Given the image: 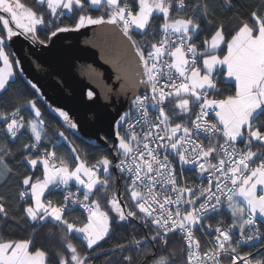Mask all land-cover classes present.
<instances>
[{"label": "snow or ice", "instance_id": "obj_1", "mask_svg": "<svg viewBox=\"0 0 264 264\" xmlns=\"http://www.w3.org/2000/svg\"><path fill=\"white\" fill-rule=\"evenodd\" d=\"M225 12L236 20L231 27L223 22ZM89 26L111 33L105 62L113 65L119 88L109 91L125 96L128 104L114 130L100 137L108 143L114 135L117 143L109 146L116 162L101 155L89 164L70 142L71 152L62 156L54 150L59 141L47 147L53 137L38 107L47 101L39 81L24 79L23 62L12 49L17 38L46 49L58 34ZM205 27L211 35L197 43ZM0 62V180L17 178L16 206L10 208L0 195V226L56 222L65 250L53 260L32 239L0 232V264H94L101 242L133 221L147 232L109 250L120 264H176L175 252L166 249L177 233L185 244L184 264H223L225 258L229 264H264V0L251 6L239 0H35V8L0 0ZM221 83L234 84V93L224 95ZM139 88L144 92L138 94ZM86 95L92 101L95 92ZM52 111L67 130L77 128L65 111ZM26 133L29 142L13 151L8 138L15 141ZM58 135L68 141L65 131ZM17 152L22 159L16 164L31 166L27 174L9 162ZM177 160L201 177L207 174V186L192 184L183 167H174ZM40 166L42 176H36ZM112 169L121 176L114 177ZM116 179L125 182L126 194L112 191L109 210H103L92 197L108 193ZM73 180L75 192L69 189ZM61 188L62 201L46 198ZM225 205L230 222L207 223ZM73 206L83 209L86 222L68 219ZM244 245L255 254H241ZM105 264L111 259L106 257Z\"/></svg>", "mask_w": 264, "mask_h": 264}, {"label": "water", "instance_id": "obj_2", "mask_svg": "<svg viewBox=\"0 0 264 264\" xmlns=\"http://www.w3.org/2000/svg\"><path fill=\"white\" fill-rule=\"evenodd\" d=\"M111 39V33L89 26L58 34L46 49L32 47L22 38L12 42L15 58L23 62L24 76L39 81L47 105L65 111L81 136L98 143L105 142L100 137L114 130L118 114L128 107L125 96L109 91L119 88L113 65L105 62ZM88 90L95 92L92 101L87 98ZM141 92L143 88L137 89ZM111 140L116 143L114 135Z\"/></svg>", "mask_w": 264, "mask_h": 264}, {"label": "trees", "instance_id": "obj_3", "mask_svg": "<svg viewBox=\"0 0 264 264\" xmlns=\"http://www.w3.org/2000/svg\"><path fill=\"white\" fill-rule=\"evenodd\" d=\"M22 3H25L26 6H31L35 8V0H21ZM197 0H186V3L192 4L196 3ZM210 3L218 2V0H209ZM240 3L251 6L258 2V0H239ZM250 10L249 7L245 8V11ZM99 14V13H94ZM224 17L223 22L227 27H231L236 23L235 18L232 17L231 12H225L222 14ZM173 18H176L174 15ZM66 23L68 21H65ZM162 22V18L160 20L155 21L158 25ZM14 27V25H13ZM214 30V29H212ZM151 32L152 30L149 29ZM134 38L137 39L140 43H144V40L136 33H133ZM211 35V31L208 27H205L204 30L199 34L197 37L196 42L202 43L205 38ZM157 40L160 38V33L157 32L155 37ZM33 47V46H32ZM38 49V47H36ZM25 80H28L24 76ZM223 80V77H220ZM16 87L22 88V85L17 84ZM223 94H232L234 93V84L232 83H221L220 85ZM10 93H5V95H9ZM174 105V101L167 104V109H172ZM41 112L43 114V119L45 120V131H48L50 135L53 137L52 143L48 144L47 147L52 149V145L59 141L60 147L54 149L57 151L58 155H66L71 152V148L69 147V142L76 147L77 152L82 156L86 157L89 164L94 163L96 160L100 158L101 155H110L113 149L109 146V144H114L112 140L108 143H98L94 140H89L81 136L76 129L67 130L63 126V121L61 118L58 117V112L52 111L55 108H49L48 105H40ZM59 110V109H58ZM62 111V110H60ZM178 111V110H177ZM24 115L28 117L30 112H25ZM34 116V114H31ZM194 115V112H193ZM193 117V116H192ZM174 122H181L179 119H175ZM2 126V125H0ZM60 131H65L66 135H68V141L63 140L59 137L58 133ZM30 134L26 133L24 136L20 137L19 139L13 141L11 138H8V143L13 151L17 149H22L23 143L29 142ZM4 139V134L0 133V140ZM222 142V139H221ZM255 144V143H254ZM255 150V147L254 149ZM26 151V150H25ZM110 158H113L115 161V157L110 155ZM22 159L20 153L17 152L15 157L9 158L10 164L17 168L21 173L27 174L29 170H31V166L20 167L16 164V160ZM72 159V157H70ZM26 164V162H25ZM74 166V165H73ZM112 173L114 177H120L121 173L112 169ZM36 176H42V166L38 170H35ZM16 181L17 178L13 176L10 181L5 183L3 180H0V195H4L7 197V203L10 208L15 207L17 204V200L15 199L16 196ZM70 187H78L75 182H70ZM82 191V190H81ZM112 191H115L117 196L121 194H126V186L125 183H122V179H116L115 184L113 187L108 191V193L97 192L93 199H98L102 205L103 210H109V206L107 205V198L112 194ZM119 193V195H118ZM47 199H55L57 201L60 200V194L58 192L53 193L52 195L46 196ZM224 215V213H223ZM224 218L226 216L224 215ZM68 219L74 223L81 224L82 222H86L87 215L83 214L81 211L77 209H73L70 214L68 215ZM227 220V218H226ZM0 232H3L6 238L11 239H27L30 238L33 241L35 247H39L42 250H45L49 253L50 257L53 260H58L57 252L58 251H65L63 249L61 236H62V228L56 225V222L49 221L47 223L40 222L38 224H33L31 222H23V227H20L13 222L9 221L7 224L0 226ZM147 230L143 228V226L137 222L133 221L130 225H124L120 228H114L112 234L106 238L105 241L101 242V248L96 249V259L94 264H105L106 257L111 259L112 264H120L119 259L113 255L112 252L109 250L113 248V246L117 243H122L125 241L130 240L133 236L137 239L144 237L146 235ZM77 243V246L81 253L85 252V247L81 246L79 241H74ZM184 245L180 239V237L176 234L174 236L169 237V244L166 251H174L175 252V262L176 264H184L185 259V252L182 251ZM103 249V251L101 250ZM91 252L92 250H87ZM131 254L135 256L136 250L131 249ZM245 251H252L255 254V249H252L251 246H242L240 249V253L243 254ZM159 254V253H158ZM226 263H229L228 259L225 258L223 260Z\"/></svg>", "mask_w": 264, "mask_h": 264}, {"label": "built area", "instance_id": "obj_4", "mask_svg": "<svg viewBox=\"0 0 264 264\" xmlns=\"http://www.w3.org/2000/svg\"><path fill=\"white\" fill-rule=\"evenodd\" d=\"M141 93H143V92H141ZM138 94H140V93H138ZM196 110H198V106H197V109ZM156 114H158V113H156ZM156 114H152V115H156ZM210 115L213 117V119H215L214 113H211ZM194 116H195V111H194V115H193L192 118H194ZM150 118H152V116H150ZM204 143L207 144L208 141L207 140H204ZM114 162H116V161H114ZM213 163H216V161L213 160ZM174 167L177 170H179L180 168L183 167L185 169V176L191 181L192 184H194V185L207 186V178H206L207 177V174L204 177H201V176H199L198 173L189 171L188 169L190 168V166H182V165H180L179 162H178V160L174 162ZM122 183H125V182L122 180ZM69 189L71 191L75 192L77 190V187H70L69 186ZM56 192H58L60 194V200L59 201H62L63 194H64L63 189L62 188L61 189H57L54 193H56ZM78 194H80V193H78ZM73 209H77V210L81 211L83 214L87 215L86 213L83 212V209H80L78 206H73ZM221 218H223L225 220V223H227V220H226V218H224V215H223V209H222V213H221L220 216L210 215V218L207 220V223H210L213 226H215L217 224V221L219 219H221ZM177 235L180 237V234L179 233H177ZM196 235L199 237V236H202L203 234H201V233H199V231H197L196 232ZM181 241H182V239H181ZM182 243H183V245L185 247V244H184L183 241H182ZM201 244H202V249H203V247H204V241H203V239L201 240ZM245 246H251V245H245ZM223 264H229V263H226V262L223 261Z\"/></svg>", "mask_w": 264, "mask_h": 264}, {"label": "crops", "instance_id": "obj_5", "mask_svg": "<svg viewBox=\"0 0 264 264\" xmlns=\"http://www.w3.org/2000/svg\"><path fill=\"white\" fill-rule=\"evenodd\" d=\"M254 143H255V142H254ZM71 182H75V181L73 180V181H71ZM223 213H224V215H225L226 218H227V223L230 222V212L228 211L226 205H225L224 208H223Z\"/></svg>", "mask_w": 264, "mask_h": 264}, {"label": "rangeland", "instance_id": "obj_6", "mask_svg": "<svg viewBox=\"0 0 264 264\" xmlns=\"http://www.w3.org/2000/svg\"><path fill=\"white\" fill-rule=\"evenodd\" d=\"M0 67H3V64H2V62H0ZM83 178H85V179H86V177H83Z\"/></svg>", "mask_w": 264, "mask_h": 264}]
</instances>
